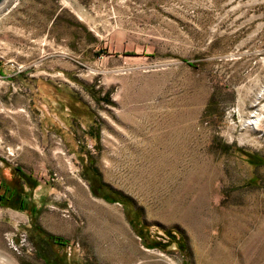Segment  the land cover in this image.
<instances>
[{"label":"rangeland","instance_id":"rangeland-1","mask_svg":"<svg viewBox=\"0 0 264 264\" xmlns=\"http://www.w3.org/2000/svg\"><path fill=\"white\" fill-rule=\"evenodd\" d=\"M257 99L264 0H6L0 264H264Z\"/></svg>","mask_w":264,"mask_h":264},{"label":"bare ground","instance_id":"bare-ground-1","mask_svg":"<svg viewBox=\"0 0 264 264\" xmlns=\"http://www.w3.org/2000/svg\"><path fill=\"white\" fill-rule=\"evenodd\" d=\"M257 109L251 112L248 120L245 122L246 126H256L258 127L264 120V105L261 106L260 99H257L255 102Z\"/></svg>","mask_w":264,"mask_h":264},{"label":"trees","instance_id":"trees-1","mask_svg":"<svg viewBox=\"0 0 264 264\" xmlns=\"http://www.w3.org/2000/svg\"><path fill=\"white\" fill-rule=\"evenodd\" d=\"M62 19V16L60 15V14H58V15H56L55 16V21H60ZM89 91H91V90H89ZM91 93V92H90ZM97 93V92H96ZM92 94V93H91ZM93 95H94V97L96 98V94H94L93 93ZM102 100L103 101H106L107 100V98L106 97H103L102 98ZM94 132V127L93 126H91L90 128H89V130L87 131V135L88 136H90L91 138H93V137H95L96 138V136H97V134ZM95 135V136H94ZM97 139V138H96ZM89 168L91 169V171L93 172V174L95 175V176H98V177H100V174L97 172V170H96V168L93 166V164H92V162L89 164ZM2 200V199H1ZM47 235V234H46ZM47 237L50 239H52V236L51 235H47ZM54 240V239H53ZM56 241V240H55ZM54 241V244H57L56 242ZM42 242V241H41ZM43 243H45V242H43Z\"/></svg>","mask_w":264,"mask_h":264},{"label":"water","instance_id":"water-1","mask_svg":"<svg viewBox=\"0 0 264 264\" xmlns=\"http://www.w3.org/2000/svg\"><path fill=\"white\" fill-rule=\"evenodd\" d=\"M6 0H0V5H2Z\"/></svg>","mask_w":264,"mask_h":264}]
</instances>
